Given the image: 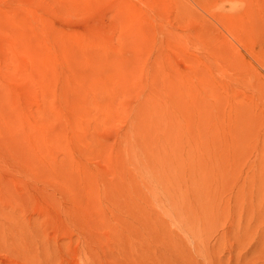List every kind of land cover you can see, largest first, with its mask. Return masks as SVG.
<instances>
[{
  "label": "rangeland",
  "instance_id": "1",
  "mask_svg": "<svg viewBox=\"0 0 264 264\" xmlns=\"http://www.w3.org/2000/svg\"><path fill=\"white\" fill-rule=\"evenodd\" d=\"M0 264H264V0H0Z\"/></svg>",
  "mask_w": 264,
  "mask_h": 264
}]
</instances>
